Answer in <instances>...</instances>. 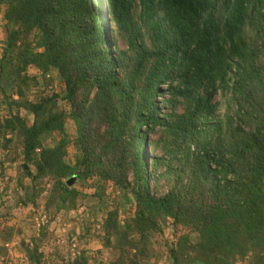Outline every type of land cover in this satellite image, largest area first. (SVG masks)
Here are the masks:
<instances>
[{"label": "trees", "instance_id": "obj_1", "mask_svg": "<svg viewBox=\"0 0 264 264\" xmlns=\"http://www.w3.org/2000/svg\"><path fill=\"white\" fill-rule=\"evenodd\" d=\"M1 14L0 151L23 157L26 205L49 181L47 209H74L68 180L95 179L135 206L122 225L107 209L110 264H157L168 220L188 230L171 264H264V0H0ZM54 73L63 90L31 100Z\"/></svg>", "mask_w": 264, "mask_h": 264}, {"label": "rangeland", "instance_id": "obj_2", "mask_svg": "<svg viewBox=\"0 0 264 264\" xmlns=\"http://www.w3.org/2000/svg\"><path fill=\"white\" fill-rule=\"evenodd\" d=\"M94 8L97 10L99 6L94 3ZM4 23V16L1 14L0 52L5 38ZM28 74L34 76L37 82L43 83L42 74L37 68L31 67ZM51 77L54 78V82L49 86L33 85L31 100L36 98L34 96L36 94L43 93L49 96L63 90V83L57 74L54 73ZM218 101L224 112L226 97L220 94ZM21 114L24 115L25 112L22 111ZM8 116L9 109L5 105L0 106V120ZM67 134L71 140L76 136L75 125L72 122L67 124ZM55 138L60 140L61 136L56 134ZM150 138L158 141L159 134L154 133ZM48 144L53 145L52 140H49ZM67 160L72 165L76 162V152L72 145L68 148ZM1 164L4 166L2 167ZM22 166L23 157L20 153L16 156L12 152L0 151V264H32L28 253L25 252V246L31 251L37 249L38 253L43 255L42 261L45 264H70L82 256L86 264L114 262L115 255L118 253L113 249L108 250L101 239L104 236L102 225L107 209L113 210L119 205V220L122 225L126 222L125 220L135 216V206L129 204L124 210L121 206V192L112 184L106 186L102 196H98L95 179L85 183L79 181L77 176L72 177L74 181L71 185L68 184L78 193L74 209L61 212H57L54 208L47 209L46 204L51 190V185L47 183L49 181L41 183L40 187L44 191L36 202L26 205V188L31 187L32 182L26 179L23 186L19 185L18 179L23 172ZM187 231L181 226L173 227L172 221H167L162 234H157L153 238V250L161 254L157 264H171L165 245H171ZM112 240H115L114 237Z\"/></svg>", "mask_w": 264, "mask_h": 264}, {"label": "water", "instance_id": "obj_3", "mask_svg": "<svg viewBox=\"0 0 264 264\" xmlns=\"http://www.w3.org/2000/svg\"><path fill=\"white\" fill-rule=\"evenodd\" d=\"M74 181V178H71L70 180H68V184L71 185Z\"/></svg>", "mask_w": 264, "mask_h": 264}]
</instances>
